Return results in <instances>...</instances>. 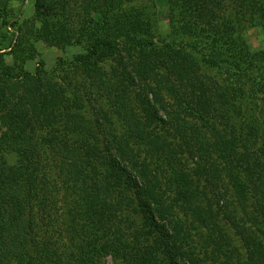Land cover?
<instances>
[{"label": "trees", "instance_id": "1", "mask_svg": "<svg viewBox=\"0 0 264 264\" xmlns=\"http://www.w3.org/2000/svg\"><path fill=\"white\" fill-rule=\"evenodd\" d=\"M34 2L35 38L64 49L73 30L85 53L57 62L74 87L70 98L43 61L24 70L36 54L31 42L0 45V264H206L184 223L208 226L217 211L203 206L206 193L180 153L202 162L196 175L217 191L222 172L227 185L214 204L225 200L219 209L242 243L243 264H264V141L250 149L256 129L231 123L234 96L264 103V0H168L171 31L160 49L154 14L140 0ZM68 3L78 13L64 9L58 31L49 18ZM0 23L9 25L7 9ZM251 29L262 37L256 47L242 41ZM107 61L137 91L138 106L110 90ZM95 90L106 93L120 136L84 115ZM144 149L148 161L137 154ZM170 176L178 189L167 203Z\"/></svg>", "mask_w": 264, "mask_h": 264}, {"label": "rangeland", "instance_id": "2", "mask_svg": "<svg viewBox=\"0 0 264 264\" xmlns=\"http://www.w3.org/2000/svg\"><path fill=\"white\" fill-rule=\"evenodd\" d=\"M148 1L140 0L138 7L139 9H145L147 15L149 16L150 9V11L154 14V18L156 19V24L153 27V33L155 37L157 39L165 38L171 31L169 27L170 12L168 0ZM34 3V0H0V15L4 9H7L9 22L8 26H4L0 23V45H9L12 47L16 46L17 44L19 45L31 42L34 46L36 54L33 59L27 60V62L24 64V70L33 72L36 67V63L38 61H43L45 70L48 72H54V80L61 82L64 87L70 89L71 91L68 93V95L70 98H73L74 87H70L68 79L62 80V75L56 72L59 71L57 62H59L61 59L66 60L67 62L72 61L74 57L84 54L85 50L82 46H77L73 43L75 37L73 30H71V35H65L66 38L70 37L67 38V43L70 44H67L64 49H62L60 45L50 44L46 41L36 39L35 35L37 34L39 22L38 20H35L34 17ZM70 6L71 4L68 3L65 8L57 9V11L54 12L49 18V24H53L58 31H60L62 27L58 21L61 20L60 15H62L64 9H66L67 12L69 11V15H75L76 13H78V10H75L78 9L76 5L69 10ZM93 17L99 19V15L97 14H93ZM55 20L56 23H53L52 21ZM44 27L49 28V31L53 29L49 26ZM246 35V37L245 35H242L243 42H246V44L252 47L258 46L262 38L259 31L251 29ZM187 40L191 41L189 38ZM156 43L157 48L160 49L162 47V43H160L159 39ZM190 55H192V53H190ZM197 59H199L198 56ZM7 63L9 65H12V59H7ZM101 67L105 72L108 73V76L112 79L113 84H110V90L115 93L113 89L115 86L117 88V94H123L129 101H132L134 106H138L136 97L137 91L128 86L120 75L114 76V70H111V63L109 61L104 62ZM112 75L114 78H112ZM226 84L229 85L231 90L228 86H223L224 89L228 93L233 92L232 84H230L228 81H226ZM75 85L82 87V84L80 83H75ZM110 90H108V93ZM81 91L82 93H84L83 89ZM94 93H96V95L92 96L90 102L91 104L88 101L85 102L84 100V115L91 121L98 118V125L100 128H105L106 130L108 129L112 134L120 136L122 134V126L119 122V119L111 111L110 105L107 102V98L105 96L106 93H104L103 91L96 92V90L94 91ZM234 103L236 105L235 115H232L233 119L231 120V123L235 122L238 124L243 120L246 127L250 126L251 128L256 129V134H250L252 139H258L256 146H251L252 140L249 137H247L249 139V142H247L246 144L250 147V149L256 150L258 147L262 146V141H264V103L261 99L257 100L249 98V100H247V98H244L242 100H239L238 97L235 96ZM100 112H105L107 114L106 120H104ZM162 118L166 117L162 116ZM145 150L146 149L142 150V152L140 153H137L140 154L139 158L141 161H146L147 158L150 157L149 152ZM180 157L185 162L187 167L186 170L191 174L192 179L195 181V186H197L199 192L206 193V195L199 194V198H201V200L204 202L203 206H205V209L208 210V204L211 203L210 205L212 209L214 208L217 211L214 212L213 210V218L209 220L208 226H206V221L204 220L193 221L192 218L188 217L185 222L184 216L182 214L178 215L181 217L182 221L185 222V226H187L189 231L191 232V241L193 242V246L196 248V252L199 253L200 258H202V260L206 264H225L227 262L228 264H239L238 258L240 259V264H243V260L241 261L244 253L242 243L232 229L231 224L225 218L223 212L219 209V206H224L225 200H221L219 202V206L214 204L216 200L214 194H217L218 191H222L223 189H225L227 185L225 181L226 179L224 180L222 172V188L217 191L207 185L206 181L204 180V177L207 176H205L204 174H201L199 176L198 172L196 175L197 163H202L198 158L192 160V158L186 153H180ZM214 160L216 162L220 161L216 153L214 154ZM163 183L164 185H162V189L164 190L163 192H165V197L168 198L167 203L170 201L172 202L175 197L176 190L178 189V185L172 176L168 177V179L165 178L163 180ZM226 199L230 200L233 203L234 201H236V199L233 197L232 192L226 197ZM251 207L252 206H248L247 211L250 212L251 215H254V211ZM229 209L232 210L233 208L229 206ZM236 209H238L237 217L243 218L244 212L240 210L239 207H237ZM224 213L227 212L224 211ZM243 221L246 222L247 225L251 224V222H248L246 220ZM210 229H213L214 232H212L213 230L211 231ZM105 264H119V262L114 261L111 257H108L105 260Z\"/></svg>", "mask_w": 264, "mask_h": 264}]
</instances>
